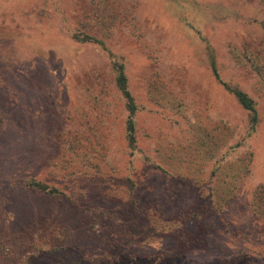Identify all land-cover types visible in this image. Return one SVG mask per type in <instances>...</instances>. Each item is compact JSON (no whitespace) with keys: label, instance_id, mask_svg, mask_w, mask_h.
Segmentation results:
<instances>
[{"label":"rangeland","instance_id":"rangeland-1","mask_svg":"<svg viewBox=\"0 0 264 264\" xmlns=\"http://www.w3.org/2000/svg\"><path fill=\"white\" fill-rule=\"evenodd\" d=\"M211 59L255 101L253 131ZM113 62L140 107L133 157ZM256 63L264 0H0V264H264ZM203 130L211 147L228 130L218 153L232 168L193 159ZM184 221L205 244L175 253Z\"/></svg>","mask_w":264,"mask_h":264},{"label":"trees","instance_id":"trees-1","mask_svg":"<svg viewBox=\"0 0 264 264\" xmlns=\"http://www.w3.org/2000/svg\"><path fill=\"white\" fill-rule=\"evenodd\" d=\"M85 41L96 42L97 44L102 45L100 41L95 40L91 37H86ZM211 61H212L211 69H212L215 79L220 84V86L223 88V90L230 93L236 99L240 108L244 112L247 113L249 129L253 131L254 128H256L257 124L259 123V115L257 112L255 101L250 97V95L247 92L242 90L238 85L236 84L233 85L231 83H227L221 80L220 73L218 72V70H216L212 59ZM254 65H255V68L257 69L262 68V71L264 74V68H263L264 66H261V67L257 66V63ZM125 70L126 68H125L124 63L121 64L118 62H113L112 71L114 74V82H115V85H116V88L119 94L121 95V97L123 98L125 102V107L127 111V115L124 120V128H123L124 143H125L126 151L131 157H133L134 151L137 150V145H138L137 112L139 111L140 107L136 104L135 99L132 95V92L129 88L128 76ZM262 78L264 79V76H262ZM219 127L218 129L220 130ZM224 131H223V134L221 133L222 136L218 138L217 141H214V139L212 140V145H213L212 147L210 145L206 146V144H208L209 141H211V139L213 138L211 132L207 130H203V132H201L200 135L198 133L196 134L197 139L200 140L199 141L200 144L203 145L202 146L203 149L200 150L198 148H194L193 155H192L193 159H197L198 157L202 158L203 156L206 161V160L215 159L216 157L213 170L211 171L212 176H215L219 170L224 171V170H228L232 168L231 163L229 161H227V163L225 162V160H227L225 159V156H220L218 153L220 144L222 143L223 139L227 136L226 134H228V130H224ZM189 154L191 155L192 152L189 151ZM178 160L180 163H182L181 159H178ZM196 163L198 162L196 161ZM206 165L207 163H205V166ZM156 168L159 169L161 173H165V170L162 166L156 165ZM196 170L198 171V168H195V170L193 169L195 174H196ZM126 180H128L129 183L133 184V180L130 178V176H128ZM25 185L27 188H31L36 191H41V192L47 191V188H46L47 186L44 185V183H42L41 181H38L34 178L26 180ZM197 187L201 189V186L198 184H197ZM47 193L50 196L62 195L57 190H53V191L50 190V191H47ZM253 199L254 200L251 206H253L255 212L258 213L257 216H259L260 218H264V190L260 194L258 192L255 193ZM191 224H192L191 222H185V221L178 227H176L177 224H171V230L168 234L172 236V238H174V244L178 247V248L173 249V252L177 253L178 251H180L182 253H185L193 249L194 247L205 244V241L203 238L204 236H200L201 234L199 232L192 231L191 226H190Z\"/></svg>","mask_w":264,"mask_h":264}]
</instances>
